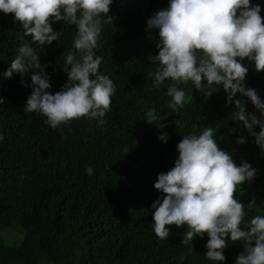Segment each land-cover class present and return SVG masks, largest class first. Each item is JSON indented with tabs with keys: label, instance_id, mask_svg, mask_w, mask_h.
Returning <instances> with one entry per match:
<instances>
[{
	"label": "trees",
	"instance_id": "1",
	"mask_svg": "<svg viewBox=\"0 0 264 264\" xmlns=\"http://www.w3.org/2000/svg\"><path fill=\"white\" fill-rule=\"evenodd\" d=\"M252 3L260 4L264 23V0ZM165 7L167 0H112L111 23H102L94 49L102 58L98 72L115 86L103 123L81 116L56 128L45 124L40 113L23 110L31 88L20 83L19 74L2 75L30 35L23 36L12 13L0 11V231L14 224L23 234L19 246L0 244V264H234L242 251L240 241L225 238V260L213 262L204 256L206 234L183 244L184 225L167 226L165 239L152 230L150 205L160 195L153 187L156 174L173 166L175 145L183 135L199 134L204 127L217 129L213 138L234 163L244 159L257 170L233 197L244 205L254 202L245 209L246 220L264 215V156L242 127L236 130L233 105L225 104L223 89L204 97L190 81L178 83L185 99L173 112L165 95L172 82L152 87L154 66L148 57L157 52V36L146 28V20ZM51 26L61 31L58 41L32 47L46 65L49 91L55 92L66 81L60 66L76 26L63 21ZM241 62L248 66L245 87L264 101V70L256 71L246 58ZM235 98L246 110L256 111L247 97L236 93ZM149 108L164 128L145 121ZM158 131L167 133L166 142L157 138ZM237 134L246 142L235 143ZM89 167L91 175L85 171Z\"/></svg>",
	"mask_w": 264,
	"mask_h": 264
},
{
	"label": "clouds",
	"instance_id": "2",
	"mask_svg": "<svg viewBox=\"0 0 264 264\" xmlns=\"http://www.w3.org/2000/svg\"><path fill=\"white\" fill-rule=\"evenodd\" d=\"M112 0H0V11L12 13L14 23L23 29L24 40L2 75H20V83L30 87L22 108L38 112L44 123L56 128L70 119L87 116L103 123L115 86L106 74L98 72L101 57L95 55L102 23H111L108 15ZM259 3L250 0H167V7L147 18L146 28L156 30L155 55L149 56L154 66L152 87L159 88L170 80L165 95L173 112L182 106L185 92L178 83L191 82L193 88L210 96L222 88L225 104L231 103V119L253 138L259 154L264 156V101L251 87H245L247 64L256 71L264 70V23ZM56 21L74 24L72 47L63 55L61 70L66 81L55 92L51 88L45 64L32 47L58 41L61 31L52 28ZM27 74L30 80L23 77ZM236 93L248 98L256 111H248ZM258 113V115H257ZM148 123L158 129L163 120L149 108L144 114ZM258 127L259 131L254 129ZM217 129L204 127L199 134L183 135L176 143L178 152L173 166L158 172L153 187L159 190L150 205L152 230L159 239L168 238L169 225H184L180 243L188 244L195 236L207 235L204 256L223 262L226 239L242 242L234 264H264V215L245 219V209L233 192L244 181H251L256 169L247 160L234 163L232 155L218 146L213 138ZM229 129V133L233 132ZM2 138V137H0ZM157 138L166 142L167 133L158 131ZM237 144L246 142L235 135ZM92 174V168L86 170Z\"/></svg>",
	"mask_w": 264,
	"mask_h": 264
},
{
	"label": "rangeland",
	"instance_id": "3",
	"mask_svg": "<svg viewBox=\"0 0 264 264\" xmlns=\"http://www.w3.org/2000/svg\"><path fill=\"white\" fill-rule=\"evenodd\" d=\"M23 240V234L17 225L12 224L0 231V244L3 246H19Z\"/></svg>",
	"mask_w": 264,
	"mask_h": 264
}]
</instances>
